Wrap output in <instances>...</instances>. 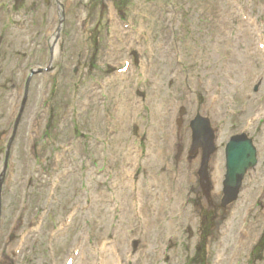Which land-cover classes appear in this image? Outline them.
Masks as SVG:
<instances>
[{
	"label": "rangeland",
	"instance_id": "1",
	"mask_svg": "<svg viewBox=\"0 0 264 264\" xmlns=\"http://www.w3.org/2000/svg\"><path fill=\"white\" fill-rule=\"evenodd\" d=\"M117 1L0 0V177L15 131L0 264H264V0ZM198 114L216 130L215 210L202 152L189 154ZM241 131L258 164L225 206V151Z\"/></svg>",
	"mask_w": 264,
	"mask_h": 264
},
{
	"label": "bare ground",
	"instance_id": "2",
	"mask_svg": "<svg viewBox=\"0 0 264 264\" xmlns=\"http://www.w3.org/2000/svg\"><path fill=\"white\" fill-rule=\"evenodd\" d=\"M258 91V89L256 90V92ZM14 134V133H13ZM13 136H15V135H13ZM243 137V136H242ZM248 138V137H247ZM245 140H247V139H242V140H239L238 142H239V144L240 145H242V144H245ZM241 151V150H240ZM7 152H10V147L7 149ZM244 152V151H243ZM7 155V154H6ZM9 163V161H6V164H8ZM124 164V165H123ZM122 165H121V167H127V168H129L128 166H126V164L125 163H123ZM217 171H218V173H220L221 172V169H220V167L217 169ZM122 174H127L126 173V171L124 170V171H122L121 172ZM233 177H235V176H233ZM128 179H130V177L129 176H127V175H123L122 176V178L121 179H119V182H121L120 184H124L123 182H125L124 180H128ZM215 181H217V179H215ZM131 183H132V181H131ZM223 188V187H222ZM138 191H142V188H139L138 186H137V189H136V191H133V197H131V198H133L134 200L132 201V203L134 204V202H135V199H140L141 200V198H139L138 196H136V194L138 193ZM142 192H144V191H142ZM222 192V191H221ZM228 196L229 197H231V195H232V188L228 191ZM243 194V193H242ZM245 194V193H244ZM102 195V194H101ZM138 195V194H137ZM121 196V195H120ZM144 196V195H143ZM118 199H120V198H118ZM121 200V199H120ZM2 201V199H0V202ZM161 203V202H160ZM150 205H149V207L151 208V210L150 211H148V213H150V214H157L158 212H157V210H158V202H157V200L156 201H154V202H150L149 203ZM153 205V206H152ZM143 206H145V205H142V204H138L136 207H135V212L137 213V214H139V215H137V214H135L136 215V217L137 218H139L140 220H142V218H143V214H145V216H147V210H146V212H144V208L145 207H143ZM142 211H143V213H142ZM134 214V213H133ZM144 216V217H145ZM150 218V217H149ZM147 219V228H145L144 229V233H145V237L147 238V236L146 235H150L151 234V230L152 229H150V227L153 225L152 224V222H154L153 221V219ZM143 225V224H142ZM208 232V231H207ZM264 232V231H263ZM263 236H264V233H263ZM262 236V237H263ZM205 239V238H204Z\"/></svg>",
	"mask_w": 264,
	"mask_h": 264
},
{
	"label": "water",
	"instance_id": "3",
	"mask_svg": "<svg viewBox=\"0 0 264 264\" xmlns=\"http://www.w3.org/2000/svg\"><path fill=\"white\" fill-rule=\"evenodd\" d=\"M195 131H196V142L197 145H201L203 144V142L206 140V135L208 133V128L203 125V122H198L195 124L194 126ZM235 145V144H233ZM232 145V146H233ZM231 146V147H232ZM233 149H235L236 147L233 146ZM242 165L241 168L243 171H246L251 164V159L250 157H243L241 154H233L232 152L230 153V157H229V168H230V174H229V183H231L232 177L236 172V165Z\"/></svg>",
	"mask_w": 264,
	"mask_h": 264
}]
</instances>
